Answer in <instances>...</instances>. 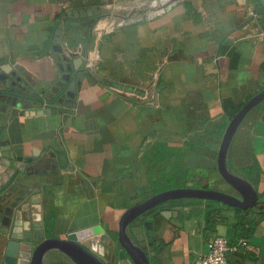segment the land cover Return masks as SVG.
<instances>
[{
    "label": "crops",
    "instance_id": "0c3cea01",
    "mask_svg": "<svg viewBox=\"0 0 264 264\" xmlns=\"http://www.w3.org/2000/svg\"><path fill=\"white\" fill-rule=\"evenodd\" d=\"M0 68V148L30 159L21 178L37 180L19 228L36 244L98 226L107 264H134L118 257L129 207L175 187L236 193L216 165L223 101L240 108L264 88V0H0ZM28 87L43 101L19 96ZM226 164L257 192L244 218L252 235L234 232V207L166 203L130 226L149 264H193L215 235L238 244L229 264H264V100L236 129ZM44 264L76 263L54 249Z\"/></svg>",
    "mask_w": 264,
    "mask_h": 264
},
{
    "label": "water",
    "instance_id": "95a60500",
    "mask_svg": "<svg viewBox=\"0 0 264 264\" xmlns=\"http://www.w3.org/2000/svg\"><path fill=\"white\" fill-rule=\"evenodd\" d=\"M81 17L86 14H98V10L85 12L80 10ZM93 23L92 20L87 22L89 27ZM74 23H59L54 33L53 48L59 46L60 38L64 29ZM78 24V23H75ZM62 59L65 60L64 56ZM82 63L81 58L73 60L74 69L78 70ZM1 69V68H0ZM72 68L67 67L69 74L67 81L70 78ZM9 73V72H8ZM10 77L14 78L13 84L20 80L19 76L14 73H9ZM6 77H8V75ZM16 86V85H15ZM17 90V87H15ZM75 81H71L66 92L67 98L72 99L74 96ZM264 100V88L250 97L230 118L228 125L222 135L221 141L217 149L216 165L217 170L223 180L233 188L236 193L222 191L218 189L205 188V187H175L160 191L147 199L136 203L129 207L121 216L118 225L117 240L120 245L118 251L119 259L128 258L134 264H149L148 255L144 249L142 242L138 241L131 231V224L133 221L143 214L145 211L151 210L158 205L170 200L176 199H197V200H212L220 202L224 205L239 208L249 209L255 206L257 202V192L253 185L243 176L230 170L226 164V155L232 137L240 125L244 116L258 103ZM70 104V102H68ZM0 157H5L8 161V166H11L14 171H23L17 168L13 161H23L26 164L30 163V159L22 156H16L11 151L3 152L0 148ZM16 218L13 221V229L11 238L7 242V248L4 255V264H44L45 256L51 250L57 249L63 251L69 256L76 264H107L104 255L105 238L100 237L102 232L98 226L86 228L77 232L69 233L66 238L49 237L37 244L31 243L30 229L23 230L19 228L21 221L19 218L20 210L16 212ZM100 240L102 243H98Z\"/></svg>",
    "mask_w": 264,
    "mask_h": 264
},
{
    "label": "rangeland",
    "instance_id": "374dc122",
    "mask_svg": "<svg viewBox=\"0 0 264 264\" xmlns=\"http://www.w3.org/2000/svg\"><path fill=\"white\" fill-rule=\"evenodd\" d=\"M5 167L0 164V264H4L7 242L11 238V232L7 233L6 228L13 222L17 210L25 209V205L28 210L32 209L29 205L37 185V180L23 181L20 171L13 172L11 166Z\"/></svg>",
    "mask_w": 264,
    "mask_h": 264
},
{
    "label": "built area",
    "instance_id": "2783aa9c",
    "mask_svg": "<svg viewBox=\"0 0 264 264\" xmlns=\"http://www.w3.org/2000/svg\"><path fill=\"white\" fill-rule=\"evenodd\" d=\"M7 161L6 158H4ZM17 168L23 169L26 162L23 161H13ZM239 244H245L244 240H241ZM238 244H231L224 235H215L208 242V250L196 257L193 264H229L228 253L231 251H236Z\"/></svg>",
    "mask_w": 264,
    "mask_h": 264
},
{
    "label": "trees",
    "instance_id": "16d2710c",
    "mask_svg": "<svg viewBox=\"0 0 264 264\" xmlns=\"http://www.w3.org/2000/svg\"><path fill=\"white\" fill-rule=\"evenodd\" d=\"M8 93L17 95V93L15 91H8ZM19 96H21L23 98H27V99H29L31 101H35V102H42L43 101V99L30 87H28L23 93H20ZM223 108H224L226 114L229 116V118L233 117L234 114L239 109V107H236V106L230 107L228 101H223ZM179 200H181V199L170 200V201H167L165 203L158 205L157 207H161L162 205H164L166 203L173 204V203L178 202ZM206 202L210 205H215L217 203L216 201H212V200H207ZM234 209L238 213L237 222L234 226V232L235 233L239 232L240 236H242L243 238H248L254 232L256 223L255 222H249L246 225V223L244 222L245 214L248 211V209H246V210L239 209V208H234Z\"/></svg>",
    "mask_w": 264,
    "mask_h": 264
},
{
    "label": "bare ground",
    "instance_id": "6f19581e",
    "mask_svg": "<svg viewBox=\"0 0 264 264\" xmlns=\"http://www.w3.org/2000/svg\"><path fill=\"white\" fill-rule=\"evenodd\" d=\"M25 209H26V205H25ZM33 223H34V227H38L40 225L39 224V217L38 216L33 215Z\"/></svg>",
    "mask_w": 264,
    "mask_h": 264
},
{
    "label": "flooded vegetation",
    "instance_id": "af4514ba",
    "mask_svg": "<svg viewBox=\"0 0 264 264\" xmlns=\"http://www.w3.org/2000/svg\"><path fill=\"white\" fill-rule=\"evenodd\" d=\"M37 244V243H36Z\"/></svg>",
    "mask_w": 264,
    "mask_h": 264
}]
</instances>
